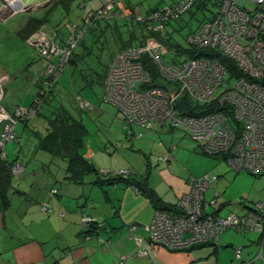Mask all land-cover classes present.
Wrapping results in <instances>:
<instances>
[{
	"label": "crops",
	"instance_id": "0c3cea01",
	"mask_svg": "<svg viewBox=\"0 0 264 264\" xmlns=\"http://www.w3.org/2000/svg\"><path fill=\"white\" fill-rule=\"evenodd\" d=\"M37 80L35 88L38 90ZM3 89L0 110L4 108L11 113L14 106L20 105L4 103L2 98L7 90ZM44 114L51 115V111H44ZM34 115L28 117L27 122L16 123L20 139L9 141L4 147L7 159L20 161L24 169L18 175L13 174L11 179L3 181L0 178V264H218L220 243L223 242V247L237 245V240H222V233L227 230L219 232L218 246L204 243L190 250L168 249L151 240L148 227L155 218V211L159 206L177 204L190 192L191 180L197 177L188 173L184 164L179 162L180 152L173 151L177 144L171 139L170 145L162 135L164 131H175L176 127L165 123L155 126L152 131L145 130L143 135L128 137L125 133L128 142L138 144L141 152L137 150L140 152L137 157L129 153L134 151L125 142L115 147L114 154L107 144L96 143L95 146L88 139L87 130L85 156L100 172L84 174L80 179L76 178L80 180L78 182L67 176L68 160L60 156L53 158L48 148L39 146L37 132L46 134L48 123L40 114L35 116H41V119L31 123ZM120 120L123 125L120 127L125 130L121 114ZM136 128L140 129L134 126L132 131L137 132ZM24 134L28 135L26 139ZM154 134L161 137V142L154 140ZM2 168L0 162V171ZM118 170L126 171L121 176L146 181V186L157 193L159 206L137 186L124 180L94 183L98 176L107 179L115 176L113 174ZM213 181L205 191L208 212L221 216L237 214L227 209L224 211L231 200L225 197L219 202L221 194L218 190L208 196ZM52 188H57V192L52 193ZM3 193L9 199L7 206L2 202ZM43 203L49 205L48 211L43 210ZM242 206L244 213L252 207L245 202ZM85 213L99 226L89 234L86 232L88 225L83 223ZM251 229L236 230L249 233ZM133 230L134 235L131 234ZM254 230L260 235H247L250 241L244 242L239 264H264V232ZM138 238L143 240L139 242Z\"/></svg>",
	"mask_w": 264,
	"mask_h": 264
},
{
	"label": "built area",
	"instance_id": "2783aa9c",
	"mask_svg": "<svg viewBox=\"0 0 264 264\" xmlns=\"http://www.w3.org/2000/svg\"><path fill=\"white\" fill-rule=\"evenodd\" d=\"M248 1L254 2V6L248 7ZM189 2L190 0H182L179 8H185V4ZM104 3L99 14L112 5L107 0ZM220 10L217 17L203 23L188 39L204 48H218L232 58L244 73L235 85L217 93L226 73L219 60L197 57L185 59L181 63H168L162 57L165 47L149 38L144 46L130 47L114 57L107 79L106 97L132 123L147 129H152L156 122L163 121L174 125L184 124L207 154L224 156L235 170L259 174L264 170V0H225ZM171 11L172 7H166L147 17L141 14L136 17L141 21L149 19L151 23L168 18ZM163 27L164 24L159 23L157 29ZM70 28L73 33L67 39L66 46L57 45L61 53L54 54L55 48H52L53 54L46 55L59 56L61 66L66 64L71 50L83 33L79 22L77 25H70ZM46 47L42 52L48 54L51 46ZM146 51L150 52L164 77L181 83L179 90L175 88L168 91L163 87L151 86L146 88L137 84L151 80L150 71L139 60ZM56 69V65L49 63L48 72ZM185 90L196 100L209 101L218 96L220 105L231 104L233 122L223 109L204 115L181 116L174 104L180 92ZM83 104L87 105L89 102L84 101ZM0 111V159H6L4 147L7 142L20 139L16 123L27 109L16 107V114L8 113L4 108ZM23 169L20 161L14 162L12 171L16 175ZM119 173L125 174L126 171L118 170L116 174ZM217 177L211 174L194 177L190 192L176 204L177 211L157 209L155 218L148 227L151 239L165 247L180 250L211 239L218 240L219 232L231 227L239 230L253 228L264 232V201L244 215H210L207 210L209 202L205 200L204 194L210 182ZM51 192L56 193L57 189L52 188ZM42 207L45 211L49 209L47 203H43ZM92 221V216L83 214L85 225ZM133 232L134 230L132 235ZM138 239L139 242L143 240ZM242 249L243 246L236 249L238 256H241Z\"/></svg>",
	"mask_w": 264,
	"mask_h": 264
},
{
	"label": "rangeland",
	"instance_id": "374dc122",
	"mask_svg": "<svg viewBox=\"0 0 264 264\" xmlns=\"http://www.w3.org/2000/svg\"><path fill=\"white\" fill-rule=\"evenodd\" d=\"M70 1L0 0V92L4 90L3 88L7 90L5 97L2 98L4 103L20 105L21 108H27L32 105L38 93V90L35 88V80L40 77L39 75L43 70V64L39 61L31 63L32 59L34 61L40 58L38 57L39 51L42 52L47 48V45H50L51 48L48 54L42 52L43 55L53 54V52L54 54H60L61 52L57 45L60 44L59 41H62V39L66 40L72 35L73 30L70 28V25L77 24L80 15L85 10L83 5H86V9L88 10L100 8L105 4L104 0H88L87 3L86 0H74L68 9L67 4ZM174 1L179 0H107L112 5L110 8L103 10L102 13L111 18L113 13L117 12L118 16H122L119 17V22H128L127 25L122 27L124 29L128 28V26L130 27L133 23L131 17H125L130 14V9L127 8L126 3L132 4L140 13L146 15L149 8H166ZM247 6H254V2L248 1ZM135 17L136 11L134 19ZM201 18H203L202 14L191 17V12H187L182 15L180 20L172 19L171 26H167V31H171V39L177 44L190 47L188 33L198 27L200 24L199 19ZM39 20H45V23ZM173 24L177 28L173 29ZM25 27L26 29L24 30ZM20 29H22L23 34L28 36V40L22 37ZM47 42L49 44H46ZM52 48H55L53 52ZM81 48L82 46L78 45L77 50ZM173 55H176V52L174 49H170L164 57L168 60ZM44 70L45 72L48 71L46 64L44 65ZM60 75L56 83V90L53 93L54 100L51 107L57 106L58 101L69 102L71 100L69 107L76 109L78 102L74 86L71 82V77L73 78V76L70 75L69 68ZM235 83L236 80L233 78L229 79V74H226L223 83L218 87V92L221 93L223 89ZM175 86H177L175 83L174 85L169 84L170 89L174 90ZM77 88L81 92L82 98L95 105V108L92 110L82 112V119L88 128V139H91V142L95 146L96 143L104 146L106 144L109 145L113 149V154L115 147L125 142L134 151H129V153L137 157L136 155L141 150H139L138 144H135V142H128L125 134L126 131L123 127H120L122 121L120 120L119 109L113 104L103 101V87L96 85L92 88L82 89L80 86H77ZM74 104L75 108L73 107ZM44 106L45 113H48L50 108L47 104H44ZM1 113L2 111H0ZM40 117L34 115V119L30 120V122L34 123L36 119H41ZM19 131L22 132V129H19ZM136 131L140 130L136 128ZM154 135L156 136L154 140H161L158 134ZM162 135L170 145H172L171 139L173 144H177L173 151L175 153L180 152L181 155H179L178 160L181 164H184L188 173L191 172L192 175L197 177L205 173L219 177V180L211 183L212 188L208 191V196L210 194L212 196L215 190H218L221 194L219 202H223L225 197L231 200L223 208L224 211L227 209L237 214L244 213L243 202L248 206H252L255 203L264 201V171L259 175H254L247 170H235L226 158L222 159L221 156L208 155L200 149L198 142L192 138L190 129L184 124L177 125L175 131H164ZM27 136V134H24L25 139ZM141 138L136 139L139 140ZM16 144L20 145L19 143ZM55 157L58 156L53 154V158ZM210 210L212 208H209ZM248 234L260 235L254 229H251L249 233H243L233 227L222 233L224 237H222V240H237L238 242L234 247H223V242L220 243L218 264H239L242 257L236 254V249L244 246V242L250 241L247 236Z\"/></svg>",
	"mask_w": 264,
	"mask_h": 264
},
{
	"label": "trees",
	"instance_id": "16d2710c",
	"mask_svg": "<svg viewBox=\"0 0 264 264\" xmlns=\"http://www.w3.org/2000/svg\"><path fill=\"white\" fill-rule=\"evenodd\" d=\"M73 1L74 0L68 2L67 4L68 9L70 5H72L71 3ZM87 2L88 0H86V3ZM224 2L225 0H190L188 4H185L184 6L185 8L180 9L179 6L181 5L182 0L174 1L167 6V7H172L173 9V11H171V16L165 19H161L159 21L151 22L153 25L150 23L149 19H145L143 21L138 20L137 17H135L134 19L135 11H136V16L143 14L137 11L138 9L132 6V4L126 3L127 8L130 9V14L126 15L125 17H131L133 19V23L130 27L128 26V28H124V29L122 27H124V25H127L128 22H123V23L119 22L120 20L119 17L122 16H118L117 12L113 11L115 13L112 12L113 15L111 18L105 16L103 13L100 14L98 13L100 8L103 7L104 4L100 8H92L88 10L86 9V5L82 4L85 10L80 15L78 22H79V27L83 29V33L78 38V42L76 46L71 50L72 52L68 57L66 64L64 66H61L59 56L51 55L47 57L46 55H43V53L40 51L38 54L39 55L38 57L40 58L34 61L32 59L31 63L36 61L42 63L43 70L45 64L47 65V68H49V63L56 65L57 69L54 72H48V71L45 72V70L41 71L43 73H40L39 75L40 77L37 80L38 82L37 85L39 89L36 98L33 100L32 105L26 108L27 109V111H25L26 113H22V115L19 116L20 118L19 121L23 120L27 122L29 121L27 118L31 117L33 114L35 115L40 114L42 117L44 115V118L47 120L48 123V129L46 134L44 135L42 133L37 132L39 138V146L45 149L48 148L55 156L58 157L60 156L68 160L69 175L67 176L70 179L78 181L76 178L80 179L84 174H89L90 172H95V171L100 172L98 167H95L93 162H91L85 156V149H84L86 143L85 136L87 134L88 128L82 119V112L85 110H92L93 108H95L94 107L95 105L90 101L85 100V98L81 97V92L78 90L77 86H80L82 89L92 88L96 85L103 87L104 89L103 101L109 102L113 104L116 108H118L116 104L111 102L106 97L107 79L110 75L109 71L113 63L114 57L117 54L124 52L126 49L130 47L137 48L140 46H144L149 38L155 39L159 44L165 47V52H163L162 57L166 62L169 63L174 61L176 63H181L185 59H196L197 57H207V58L211 57L219 60L226 70L225 75L229 74V79L233 78L237 82L238 78L242 76L244 73L240 70V68H238V64L232 58L226 56L222 50L211 47L204 48L199 46L198 44L191 43L189 39L188 41L190 43V47L182 46L181 44H177L176 42H174L171 39V31H167V26L168 25L171 26L172 19L180 20L182 18V15L187 12H191V17L202 14L203 18L199 19L200 24L198 25V27L192 29L188 33L189 34L188 38H189L192 35V33H194L195 30L198 29L203 23H205L208 20H212L218 16ZM163 9L164 8H160V7L149 8L146 12V15L143 16L147 17L150 14L159 12V10H163ZM39 21L44 22L45 20H39ZM159 23L164 24V27L157 29ZM172 27L173 29L177 28L175 24H173ZM25 29L26 27L24 28V30ZM19 31L21 32L22 37L28 40V36L22 33V29H20ZM67 41H68L67 39L66 40L62 39V41H59V43L61 46L64 47L66 46ZM78 45H81L82 48L77 50ZM170 49H174L176 55H173L167 60L165 59L164 56L166 53L169 52ZM139 60H141L144 63V67L146 68V70L150 71L151 73L150 82L144 81L137 83L140 87H146V88L150 86L161 87V88L163 87L168 91H172L173 89L169 88V84L174 85L175 83V85H177L175 86V88H177L178 90L180 89L181 86L180 82L171 81L163 76L162 71L159 70L157 63L154 61V59H152L150 52L146 51L142 53V55L139 57ZM67 68H69L70 75L73 76V78L71 77V82L74 86V90L76 92V98L78 102L76 105V109L69 107V102L71 100L69 102L58 101L57 106L51 107V104H53L52 101L54 100L53 93L56 90V83L59 79V76H61L60 74L67 71ZM233 85L235 84H232V86ZM232 86H229L228 88H231ZM180 93L181 94L178 95V97L176 98L174 105L176 106V110L178 111V114H180L181 116H187V115L198 116V115L208 114L212 111L223 109L227 113L229 117L228 119L233 122L234 115L233 117L231 116V114L233 113V106H231V104L229 103H226L225 105H220L217 98L218 96L209 99V101H201L194 99L191 93H189L187 90ZM217 93H219L218 90ZM84 101H88L89 104L87 105L83 104ZM44 104H47L50 107L51 115H45L44 111L43 112L40 111V108L43 107ZM16 107H20V106H14L11 113L16 114L15 113ZM73 107L75 108V104L73 105ZM118 109L123 119L125 131L128 137L129 136L131 137V135H133L134 137L140 135V132L141 135H143L145 130L152 131L155 128V126L163 125L165 123L171 124L172 126H174L173 128L177 127V125L176 124L174 125V123L172 122L163 121V123L156 122L152 127V129H147L141 125L139 126L136 123H132L129 119L123 116L120 108ZM134 126H138L140 128L139 129L140 131L137 132L132 131V128ZM199 147L202 150L201 146ZM214 156H220V155H214ZM221 157L222 159L225 158L224 156ZM15 161L16 160L10 161L7 159V157L6 159H0V162L3 163V168L0 171L1 172L0 178L4 179L3 181L11 179L13 174H15L12 171V167ZM263 171L264 170H262L259 174H261ZM121 174L122 173L113 174L115 176L107 177V179H103L101 176H98L94 181V183L98 182L101 184H107V182L109 181H114V180L117 181L119 179L124 180L127 183L130 184L132 183L133 185L137 186L138 189H140L142 192H145L147 194L150 200H152L157 206H159L160 199L157 193L154 192V190L151 187L146 186L147 185L146 181L145 182L143 180L140 181L137 178L131 176L124 177L121 176ZM259 174H254V175H259ZM2 195H3V201H2L3 205L7 206L9 204L8 196L4 193ZM258 203L252 205L251 209L255 208ZM175 206L176 204L167 205L163 207L159 206V208L164 210L177 211ZM210 215L214 216L215 214L214 215L210 214ZM87 225L89 227V229L86 231L88 232V234L92 233L94 230H96V228L99 227L98 223L94 221L88 223ZM154 243L164 246L158 242L157 243L154 242ZM204 243H212L213 245L218 246V240L211 239L209 241H204L202 243L193 244L191 247L185 249L190 250V248L199 246ZM207 264H212V263H207Z\"/></svg>",
	"mask_w": 264,
	"mask_h": 264
},
{
	"label": "clouds",
	"instance_id": "9594fccd",
	"mask_svg": "<svg viewBox=\"0 0 264 264\" xmlns=\"http://www.w3.org/2000/svg\"><path fill=\"white\" fill-rule=\"evenodd\" d=\"M4 91H2V93H3ZM57 189V188H56ZM58 190V189H57Z\"/></svg>",
	"mask_w": 264,
	"mask_h": 264
}]
</instances>
